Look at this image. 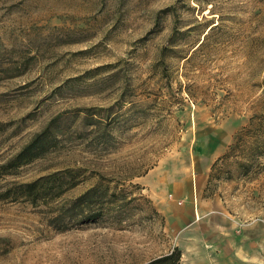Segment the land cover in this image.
<instances>
[{
    "label": "rangeland",
    "instance_id": "1",
    "mask_svg": "<svg viewBox=\"0 0 264 264\" xmlns=\"http://www.w3.org/2000/svg\"><path fill=\"white\" fill-rule=\"evenodd\" d=\"M174 247L264 264V0H0V264Z\"/></svg>",
    "mask_w": 264,
    "mask_h": 264
},
{
    "label": "trees",
    "instance_id": "2",
    "mask_svg": "<svg viewBox=\"0 0 264 264\" xmlns=\"http://www.w3.org/2000/svg\"><path fill=\"white\" fill-rule=\"evenodd\" d=\"M44 135H45V131L35 135L34 138L30 141V143L24 146L22 150L16 155V157H14L13 159H11V161H9L7 167H13V166L17 167L22 165L23 155L27 152H30L31 149H33L35 145L39 143L40 140H42ZM50 177L52 178L55 176L50 175ZM50 177H46L45 179H43L44 178L43 177L42 179L36 181L20 184L18 186V189L14 191L15 197H23L24 200H30V201H35L40 197H45V195L49 191L46 190L45 184H47L46 180ZM10 191L11 190H9L6 193L9 194ZM82 199L83 201H85L86 206L84 212L81 213L80 216L81 221L93 222L96 219H98L102 214L101 211L100 210L96 211L92 208L94 207L93 205L98 206L100 205L101 202L104 203V201H106L104 200L105 199L104 196H102V194H99L97 189L95 191L94 189H90L83 195ZM96 208H99V206L95 207V209ZM180 259H181V252L177 247H174L168 252L158 255L144 264H179Z\"/></svg>",
    "mask_w": 264,
    "mask_h": 264
}]
</instances>
